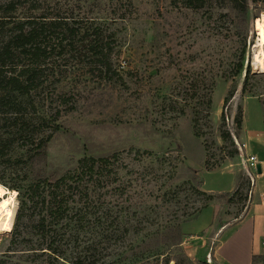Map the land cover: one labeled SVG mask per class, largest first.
<instances>
[{"label": "rangeland", "instance_id": "obj_1", "mask_svg": "<svg viewBox=\"0 0 264 264\" xmlns=\"http://www.w3.org/2000/svg\"><path fill=\"white\" fill-rule=\"evenodd\" d=\"M46 12H66L71 22L97 27L104 37L110 36L113 65L107 72L92 67L82 45L78 56L66 47L45 59L44 84L25 101L30 126L13 137L3 126L9 120L0 119L2 140L13 139L3 144L0 184L15 190L10 186L26 185L38 175H61L85 155L118 154L110 167L118 166L117 170L92 192L89 205H102L101 210L116 214L120 209L137 212L131 222L147 229L167 221L179 223L185 254L195 263L221 264L211 255L217 244L244 219L253 202L260 201V189L243 160L245 143L251 152H260L264 139V71L253 63L258 38L254 22L264 12V1L249 0L246 19L230 0H203L197 8L184 0H29L16 15L26 20ZM243 51L244 69L234 75ZM233 86L235 96L224 105ZM203 95L211 99L210 105ZM239 107L241 128L235 122ZM223 111L224 128L239 148L235 157L226 156L223 148ZM195 115L200 137L195 135ZM48 136L52 137L45 149L39 145L38 150V141ZM203 176L225 184L233 177L236 186L228 196L213 193L214 222L193 235L187 226L206 202L195 190L201 189ZM15 191L13 227L0 226V264H41L45 259L31 249L39 248V204L29 201L22 206ZM73 225L68 228L73 240L68 259L84 252L112 264L143 240L131 233L109 240L103 225L86 224L78 230ZM222 225L228 228L219 232ZM14 228L17 237L11 233ZM90 244L94 246L86 251Z\"/></svg>", "mask_w": 264, "mask_h": 264}, {"label": "trees", "instance_id": "obj_2", "mask_svg": "<svg viewBox=\"0 0 264 264\" xmlns=\"http://www.w3.org/2000/svg\"><path fill=\"white\" fill-rule=\"evenodd\" d=\"M29 0H0V119L9 120V125L4 127L11 129L12 136L22 134L27 126H30L28 113L25 110V101L39 91L43 86L42 78L47 76L43 74L46 60L49 55L59 49L58 54L63 53L66 47L70 51H76L78 56L81 52V45L85 51L84 55L91 62V66L99 71H109L112 68V53L114 48L109 42L110 36H105L97 27H87L80 25V22L73 20L71 15L66 12L50 14L41 13L35 18L26 20L18 19L16 12L20 5ZM190 8L202 6L203 0H184ZM241 17L246 19L249 11V0H230ZM254 3L264 0H252ZM52 15V16H50ZM81 42V44H79ZM65 43V44H64ZM73 49V50H72ZM80 51V52H79ZM241 60L236 65L235 74L244 69V51L241 54ZM249 69L246 70L244 87L246 86ZM236 86H233L224 100V105L229 103L235 96ZM206 104L211 103V99L206 101V95H203ZM62 98H66L63 94ZM27 103V105H31ZM26 105V106H27ZM34 107V105H33ZM221 138L224 142L223 148L226 150V156L235 157L239 153V148L233 140V134L224 128L227 113L222 112ZM237 127H242V108L235 117ZM199 117H194L195 135L201 136L198 129ZM57 127V126H56ZM52 136L38 141L42 150L45 149ZM0 136V156L5 155V144L11 143L13 139ZM5 142V144H4ZM4 144V145H3ZM231 147V149H229ZM118 160V154L110 156H83L76 167L68 169L63 174L56 177L47 175H38L31 178L27 184L11 185L12 189L18 191L21 196V203L31 202L39 204V219L37 220V232L39 233V248H31L34 256L39 251V257L44 258L41 264H109L96 259L95 256H89L81 252L68 259L66 253L68 247L72 244L71 233L68 234V228L74 224V229L80 227L103 225L109 240L126 238L130 233L135 236H143L135 246L126 249L124 255L111 262L112 264H209L200 260L195 263L183 251L182 244L185 234L179 223L164 222L156 229L143 228L140 222H131L137 212L131 210H119V213H113L112 210H101V206L89 205L92 192L102 187L106 183V178L111 177L113 171L110 168L113 161ZM207 165L212 168V164ZM116 181V176L111 178ZM117 189V188H116ZM119 191L122 190L119 186ZM196 192L206 197V202L198 210L197 215L207 208L216 198L215 194L196 189ZM236 188L235 191H237ZM228 196L229 193L223 192L220 197ZM233 195L229 197L232 201ZM83 202L84 206L79 205ZM21 210V207H20ZM195 215V217L197 216ZM20 218V215H18ZM132 219V220H131ZM148 221V220H147ZM18 229V228H17ZM14 228L12 235L17 237L18 230ZM147 229V230H146ZM148 231V232H146ZM146 232V233H145ZM14 239V238H13ZM64 241V242H63ZM93 243V242H92ZM94 244L87 246L86 251H90ZM85 251V252H86ZM263 263V256H254L252 264Z\"/></svg>", "mask_w": 264, "mask_h": 264}, {"label": "crops", "instance_id": "obj_3", "mask_svg": "<svg viewBox=\"0 0 264 264\" xmlns=\"http://www.w3.org/2000/svg\"><path fill=\"white\" fill-rule=\"evenodd\" d=\"M263 14L264 12L261 13V16ZM261 143H263V146L260 152H251L248 143H245V154L247 156L256 155L262 167L263 174L258 176L256 181L260 194L264 191V139H262ZM244 160H246V157H244ZM202 181L201 189L208 193L231 192L236 186L233 177L232 179L229 178L227 182L229 186L223 181L210 182L206 176H203ZM215 205V203H211L197 218L191 221L187 226V233L195 235L210 228L217 214ZM226 228H228V225H222L219 232L224 231ZM263 242L264 203L254 201L244 219L238 223L236 228L225 239L217 244L211 255L215 261L221 264H252L254 256L264 257Z\"/></svg>", "mask_w": 264, "mask_h": 264}, {"label": "bare ground", "instance_id": "obj_4", "mask_svg": "<svg viewBox=\"0 0 264 264\" xmlns=\"http://www.w3.org/2000/svg\"><path fill=\"white\" fill-rule=\"evenodd\" d=\"M255 29L258 35L255 44L254 64L264 71V14L255 19ZM16 191L0 184V226L12 228L16 212Z\"/></svg>", "mask_w": 264, "mask_h": 264}, {"label": "built area", "instance_id": "obj_5", "mask_svg": "<svg viewBox=\"0 0 264 264\" xmlns=\"http://www.w3.org/2000/svg\"><path fill=\"white\" fill-rule=\"evenodd\" d=\"M259 160L256 155H248L246 160H244V169L249 177L252 179L253 185L256 183V177L261 176L263 172L258 173L257 165L259 164ZM260 201L264 203V191L260 194ZM264 244V242H263Z\"/></svg>", "mask_w": 264, "mask_h": 264}, {"label": "water", "instance_id": "obj_6", "mask_svg": "<svg viewBox=\"0 0 264 264\" xmlns=\"http://www.w3.org/2000/svg\"><path fill=\"white\" fill-rule=\"evenodd\" d=\"M257 170H258V173H261L262 172V167H261V164L260 163L257 165Z\"/></svg>", "mask_w": 264, "mask_h": 264}]
</instances>
